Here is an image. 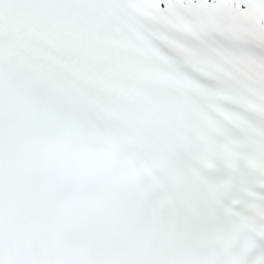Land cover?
I'll return each instance as SVG.
<instances>
[{
    "label": "snow or ice",
    "instance_id": "1",
    "mask_svg": "<svg viewBox=\"0 0 264 264\" xmlns=\"http://www.w3.org/2000/svg\"><path fill=\"white\" fill-rule=\"evenodd\" d=\"M0 264H264V0H0Z\"/></svg>",
    "mask_w": 264,
    "mask_h": 264
}]
</instances>
